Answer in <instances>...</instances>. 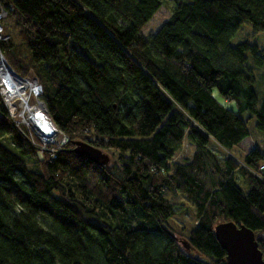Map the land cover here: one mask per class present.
Returning a JSON list of instances; mask_svg holds the SVG:
<instances>
[{
	"label": "trees",
	"instance_id": "trees-1",
	"mask_svg": "<svg viewBox=\"0 0 264 264\" xmlns=\"http://www.w3.org/2000/svg\"><path fill=\"white\" fill-rule=\"evenodd\" d=\"M165 4L170 19L145 37ZM0 6L15 26L10 35L2 21L3 56L40 87L69 140L56 159L41 160L0 95V264H229L215 236L225 222L251 229L264 259V153L248 142V120L264 134V101L247 67L249 53L264 67V48L231 44L247 23L264 33V0ZM185 140L196 151L176 163ZM81 141L113 152V163L77 156ZM181 197L196 209L185 238L196 257L169 225Z\"/></svg>",
	"mask_w": 264,
	"mask_h": 264
},
{
	"label": "rangeland",
	"instance_id": "rangeland-1",
	"mask_svg": "<svg viewBox=\"0 0 264 264\" xmlns=\"http://www.w3.org/2000/svg\"><path fill=\"white\" fill-rule=\"evenodd\" d=\"M170 9L168 5H164V7L161 8V10L153 17L152 21L145 26L143 29V35L145 37L152 36V34H155L158 32L162 25L166 23L170 19ZM3 25L5 26V29L7 32H9L10 35L14 34L15 26L13 24V19L8 18L3 21ZM249 42L253 45H257L260 50L264 48V33L254 32L253 28L249 23L243 25L235 34V37L231 40V44L233 46H237L239 43ZM248 56V62L247 67L252 70L254 77L256 78V83L254 85L255 92L257 95V98L259 99V106L262 105L264 101V67H257L254 65L252 61V56L247 54ZM214 97L224 104L225 107L228 109H232L237 111V105L236 102H227L224 100L219 92L217 90L214 91ZM243 117L248 120L250 117H252L249 113H246L243 115ZM248 131H250V145L253 146V144L261 150V152L264 153V134H262L260 131L256 129V120L252 118L251 120H248ZM6 142V141H4ZM6 146L9 147L8 143L6 142ZM12 151H15L14 148L10 147ZM196 149L195 146L190 144L188 140H185L184 142V148L176 155L175 162H185V159H192L194 156ZM233 152L239 157L242 158L244 154L240 153L237 149L233 150ZM104 153H107L110 156L111 164L113 163L114 154L111 151H105ZM28 162V160H27ZM238 185L242 188L244 193L249 192V186L246 184L245 181H243L241 178L238 177L237 181ZM178 205V209L180 210L178 215L176 217H172L171 221L169 223L170 227H172L173 231H175L177 242L179 243L180 248L182 251L186 252L188 255L192 257H196L197 253L191 250V248L187 245V241H185L186 236L190 234V232L193 229L194 224L196 223L195 214L196 209L193 207V205L184 198H177L175 201ZM184 228V229H183Z\"/></svg>",
	"mask_w": 264,
	"mask_h": 264
},
{
	"label": "built area",
	"instance_id": "built-area-1",
	"mask_svg": "<svg viewBox=\"0 0 264 264\" xmlns=\"http://www.w3.org/2000/svg\"><path fill=\"white\" fill-rule=\"evenodd\" d=\"M8 16L7 11L0 6V44L9 38L3 35L2 21ZM9 69L10 74L19 85L29 84L22 97L17 93L11 94L7 83L0 80V95L7 110L14 119L16 128L37 148L38 155L49 159H56L61 150L68 144V137L58 129L53 119L46 112L45 105L40 98V87L31 80L19 77L8 65L0 46V69ZM1 79V78H0Z\"/></svg>",
	"mask_w": 264,
	"mask_h": 264
},
{
	"label": "water",
	"instance_id": "water-1",
	"mask_svg": "<svg viewBox=\"0 0 264 264\" xmlns=\"http://www.w3.org/2000/svg\"><path fill=\"white\" fill-rule=\"evenodd\" d=\"M73 152L99 167L111 162L107 153L84 141L75 143ZM40 159L43 160L42 155ZM215 236L222 250L227 253L229 264H264L262 251L251 229L234 222L219 223L215 226Z\"/></svg>",
	"mask_w": 264,
	"mask_h": 264
},
{
	"label": "bare ground",
	"instance_id": "bare-ground-1",
	"mask_svg": "<svg viewBox=\"0 0 264 264\" xmlns=\"http://www.w3.org/2000/svg\"><path fill=\"white\" fill-rule=\"evenodd\" d=\"M0 78H1L0 80L2 81L5 80V82L9 86L8 92H10L13 95L17 93L19 97H22L27 87H29L28 83H25L24 85H19L17 80L11 76L9 69L5 67H2L0 69Z\"/></svg>",
	"mask_w": 264,
	"mask_h": 264
}]
</instances>
